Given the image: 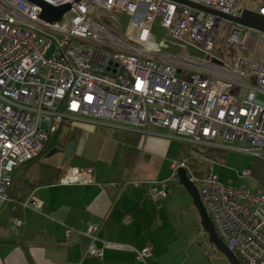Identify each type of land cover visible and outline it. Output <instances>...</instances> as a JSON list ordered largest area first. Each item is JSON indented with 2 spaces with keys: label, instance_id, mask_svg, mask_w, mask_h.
Masks as SVG:
<instances>
[{
  "label": "built area",
  "instance_id": "obj_1",
  "mask_svg": "<svg viewBox=\"0 0 264 264\" xmlns=\"http://www.w3.org/2000/svg\"><path fill=\"white\" fill-rule=\"evenodd\" d=\"M41 1L69 10L49 23L35 4L0 0V201L12 202L14 170L35 159L59 129L73 132L89 122L142 133L152 126L215 149H222L219 142L237 140L241 152L264 163V100L257 97L264 95V32L181 2L237 17L236 0ZM254 12L264 17V1ZM124 14L126 37L107 24L119 25ZM156 18L205 60L146 51ZM219 29L225 37L215 52ZM241 87L247 89L244 99ZM170 168L171 178L185 170L217 236L239 261L264 264V180L248 187L253 179L248 167L236 173V185L231 179L223 184L211 168L195 174L176 161ZM167 181L149 187L156 206L165 198ZM17 205L40 210L42 202L31 195ZM94 232L86 226V252L102 258ZM149 254L144 247L136 257Z\"/></svg>",
  "mask_w": 264,
  "mask_h": 264
},
{
  "label": "crops",
  "instance_id": "obj_2",
  "mask_svg": "<svg viewBox=\"0 0 264 264\" xmlns=\"http://www.w3.org/2000/svg\"><path fill=\"white\" fill-rule=\"evenodd\" d=\"M168 132L89 122L73 131L74 149L65 161L59 152L52 158L46 153L17 167L8 189L12 202L0 201V264H29L21 244L32 264H230L208 242L177 174L171 178ZM51 138L54 143L56 135ZM161 180H168L166 195L156 206L149 187ZM31 195L42 202L40 210L17 205ZM87 225L95 228L102 258L86 252ZM144 247L150 254L138 260Z\"/></svg>",
  "mask_w": 264,
  "mask_h": 264
},
{
  "label": "rangeland",
  "instance_id": "obj_3",
  "mask_svg": "<svg viewBox=\"0 0 264 264\" xmlns=\"http://www.w3.org/2000/svg\"><path fill=\"white\" fill-rule=\"evenodd\" d=\"M259 1L261 0H236V8L238 11H255ZM68 17L69 15L65 16V18ZM128 18L127 14H124V16L120 19L119 25L113 22H108V27L113 29L120 36L126 37L129 22ZM253 35L256 36L255 33H253ZM224 37L225 31L223 29H219L214 46L215 52H218L217 48L222 47ZM53 49L54 44H52L46 56L50 55ZM145 50L150 52H159L167 56H182L198 61L205 60V56L192 45L172 38L167 30L161 27V20L159 18H156L151 24ZM246 93L247 89L241 87L239 99H244ZM257 97L264 100L263 94H257ZM168 136L169 138L166 140L169 143V151L167 153L168 160L166 162L169 164L174 160H176L177 163L185 162L186 167L195 174H199L196 172L198 170L204 172L211 168L213 173L219 177L223 184H228V181L231 179L235 185L237 183L236 180L238 179V176L236 177V173L241 171L243 168L249 166L252 167V157L240 151L244 147L237 140L231 142L230 144H221L219 142V144L222 145V149L225 154L224 161L219 162L211 161L212 159L209 157L207 158V155L203 152L207 149L205 146H199L187 142L186 138L179 137L173 133L171 134L168 132ZM51 144H53V138H50L48 146ZM56 154L57 153H53L49 158L55 157ZM176 156H178V159H175ZM248 183H251V181Z\"/></svg>",
  "mask_w": 264,
  "mask_h": 264
},
{
  "label": "water",
  "instance_id": "obj_4",
  "mask_svg": "<svg viewBox=\"0 0 264 264\" xmlns=\"http://www.w3.org/2000/svg\"><path fill=\"white\" fill-rule=\"evenodd\" d=\"M26 1L39 6L42 9L40 17L49 23L60 21L62 19L63 14H65L69 10V5L53 7L42 2L41 0H26ZM177 1H181V0H177ZM181 2H183L184 4L190 7L199 9L201 11L215 14L219 18L230 20L235 24L251 27L264 32V17L260 16L258 13L254 11L242 10L240 16L232 17L219 12L212 11L204 7L196 6L190 2H185V1H181ZM106 70L108 71L109 68H106ZM73 149H74V141L71 140L66 144L63 150L58 151V149L53 148L46 154V156L48 157L51 156L53 153L59 152L62 154V161H65L67 158L71 156ZM177 179L179 184L185 189V191L188 193V195L192 200V204L197 212L202 231L206 233L208 236V242L211 245H213L219 252H221L226 257V259L230 264H241V262L236 257V255L231 250H229L226 247V245L221 241V239L217 236L212 221L210 220L207 211L201 202L199 192L196 186L188 180L185 170L183 168H179L177 170ZM21 248L25 254L27 262L29 264H32V261L28 255L27 246L21 244Z\"/></svg>",
  "mask_w": 264,
  "mask_h": 264
},
{
  "label": "trees",
  "instance_id": "obj_5",
  "mask_svg": "<svg viewBox=\"0 0 264 264\" xmlns=\"http://www.w3.org/2000/svg\"><path fill=\"white\" fill-rule=\"evenodd\" d=\"M72 139H73V132L62 133V128L59 129V131L56 134V141L50 146L46 145L44 150H42V152L35 159H33L32 162L36 159L43 158V156L46 153H48V151L52 149L54 145H58L60 148L64 149L66 144ZM206 148L207 149L204 150L203 152L207 155V157H209L213 161H219V162L224 161L225 154L223 149H215L209 147ZM251 170H252L253 178L257 179L260 182L264 180V163L262 161L253 159Z\"/></svg>",
  "mask_w": 264,
  "mask_h": 264
},
{
  "label": "flooded vegetation",
  "instance_id": "obj_6",
  "mask_svg": "<svg viewBox=\"0 0 264 264\" xmlns=\"http://www.w3.org/2000/svg\"><path fill=\"white\" fill-rule=\"evenodd\" d=\"M52 148H56V149H58V151H61V150H63L62 148H60L58 145H54Z\"/></svg>",
  "mask_w": 264,
  "mask_h": 264
}]
</instances>
